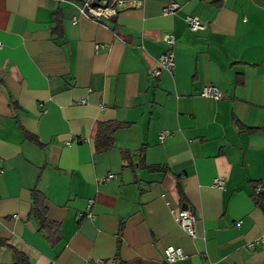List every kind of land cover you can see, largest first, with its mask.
<instances>
[{
	"label": "crops",
	"instance_id": "0c3cea01",
	"mask_svg": "<svg viewBox=\"0 0 264 264\" xmlns=\"http://www.w3.org/2000/svg\"><path fill=\"white\" fill-rule=\"evenodd\" d=\"M263 201L264 0H0V264H264Z\"/></svg>",
	"mask_w": 264,
	"mask_h": 264
},
{
	"label": "built area",
	"instance_id": "2783aa9c",
	"mask_svg": "<svg viewBox=\"0 0 264 264\" xmlns=\"http://www.w3.org/2000/svg\"><path fill=\"white\" fill-rule=\"evenodd\" d=\"M176 6H177L176 2H170L167 4L163 12L165 13L170 12ZM88 9L91 13H94L97 16L104 15V14L105 15L110 14L112 12V9L110 7L108 6L105 7L101 5H97V6L89 5ZM187 21L189 23L190 29H198V28L203 27V25L200 23L199 19L195 15L187 16ZM164 40L170 44L173 41V36L171 34H167L164 36ZM165 59L168 61V63H171L169 56H165ZM201 94L218 97L220 95V92L215 86L205 85L204 87H202ZM214 181L216 185L222 184V181L220 178H215ZM90 202L91 201H88V204H90ZM175 213L177 215L179 222L183 225V227L189 232V234H192L193 230L191 228V221L193 220V217L191 215V211L188 208H183V209H177ZM257 239L260 242H264V233L260 235V237H258ZM184 255H185L184 252L179 247L167 245L163 249V256L165 260L169 262L174 261L176 259L183 258Z\"/></svg>",
	"mask_w": 264,
	"mask_h": 264
},
{
	"label": "trees",
	"instance_id": "16d2710c",
	"mask_svg": "<svg viewBox=\"0 0 264 264\" xmlns=\"http://www.w3.org/2000/svg\"><path fill=\"white\" fill-rule=\"evenodd\" d=\"M104 136H107V140H105L106 143L104 144V146H103L102 148H107V146L110 145L111 142H112V139H111L112 134H111L110 132H106V131H104V133H103V137H104ZM261 207L264 209V201H263ZM38 211H39L40 215L43 213V211H42L41 208H39ZM41 220L44 221V219H41Z\"/></svg>",
	"mask_w": 264,
	"mask_h": 264
}]
</instances>
